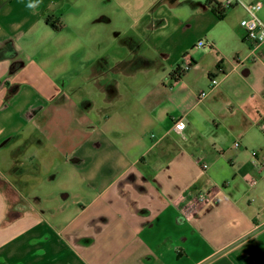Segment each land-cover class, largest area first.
I'll use <instances>...</instances> for the list:
<instances>
[{"label": "crops", "instance_id": "obj_1", "mask_svg": "<svg viewBox=\"0 0 264 264\" xmlns=\"http://www.w3.org/2000/svg\"><path fill=\"white\" fill-rule=\"evenodd\" d=\"M206 1L0 0V264H264V169L221 164L264 158V41Z\"/></svg>", "mask_w": 264, "mask_h": 264}, {"label": "built area", "instance_id": "obj_2", "mask_svg": "<svg viewBox=\"0 0 264 264\" xmlns=\"http://www.w3.org/2000/svg\"><path fill=\"white\" fill-rule=\"evenodd\" d=\"M223 5L225 7L229 6H238L241 5L245 8L247 16L243 18L240 22L241 26L244 28L246 32V40H249L253 43H260L264 41V21L260 17V12L262 10L263 4L260 1H254L250 3H245L244 0H226ZM192 66V62L184 57L181 65L177 68L181 73L186 72ZM218 83L216 78L210 79V85L215 86ZM207 96L206 92H201L199 97L205 98ZM186 128V123L179 119L174 123V129L181 133ZM234 147H240V141H236L234 143ZM253 157V163L256 167L260 169H264V158L260 157V153L258 151L253 150L251 152ZM204 168L207 167L206 164L203 165ZM247 183L250 186H255L257 184V179L250 177L247 179ZM210 193L200 194L196 196L190 205V208L187 209L186 216L190 218L193 214H195L199 210V205L205 203L209 200Z\"/></svg>", "mask_w": 264, "mask_h": 264}, {"label": "trees", "instance_id": "obj_3", "mask_svg": "<svg viewBox=\"0 0 264 264\" xmlns=\"http://www.w3.org/2000/svg\"><path fill=\"white\" fill-rule=\"evenodd\" d=\"M206 6L209 7L217 16L218 19H223L226 15V12L229 8L234 7V6H229V7H225L222 3L218 2L217 0H207L206 1ZM48 24H51L53 26L54 29L56 30H61L62 28V24L61 22H53L51 21V18H47L46 19ZM184 73H181L179 70H176L172 75H171V80L176 82L179 79H181V77L183 76ZM15 88H13L11 90L14 91Z\"/></svg>", "mask_w": 264, "mask_h": 264}, {"label": "rangeland", "instance_id": "obj_4", "mask_svg": "<svg viewBox=\"0 0 264 264\" xmlns=\"http://www.w3.org/2000/svg\"><path fill=\"white\" fill-rule=\"evenodd\" d=\"M258 151V150H255ZM224 154H222V161L221 164H249L250 161V153L251 150H243L240 152L239 157L237 158L236 161H232L231 163L228 162L229 157H231L232 153L234 151L229 149V145L224 148ZM259 152V151H258Z\"/></svg>", "mask_w": 264, "mask_h": 264}]
</instances>
